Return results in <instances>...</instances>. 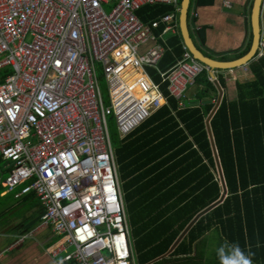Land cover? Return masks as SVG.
I'll return each instance as SVG.
<instances>
[{
    "label": "built area",
    "instance_id": "obj_1",
    "mask_svg": "<svg viewBox=\"0 0 264 264\" xmlns=\"http://www.w3.org/2000/svg\"><path fill=\"white\" fill-rule=\"evenodd\" d=\"M145 4L180 12V0H0V159L10 167L4 186L37 195L41 223L62 235L51 254L64 256L55 264H137L108 117L123 140L168 104L148 68L167 53L155 32L164 25V34H175L178 25L174 14L145 25L136 14ZM97 66L108 82V107ZM205 72L218 81L219 71L182 46L161 83L183 107L187 88Z\"/></svg>",
    "mask_w": 264,
    "mask_h": 264
},
{
    "label": "trees",
    "instance_id": "obj_2",
    "mask_svg": "<svg viewBox=\"0 0 264 264\" xmlns=\"http://www.w3.org/2000/svg\"><path fill=\"white\" fill-rule=\"evenodd\" d=\"M178 42L181 37L175 42L174 53H167L161 62L162 70L167 71L180 58ZM250 47L249 43L247 52ZM248 69L251 78L247 81L228 82L232 89L237 86L240 97L256 103L244 111L248 124L245 135L237 131L230 98H223L211 119L228 197L193 224L171 255L191 254L195 241L218 226L229 242H238L255 253L260 240L264 249V57L253 61ZM200 76L206 92L216 89L206 72ZM221 83L225 81L221 79ZM207 132L201 108L177 109L169 98L168 105L155 112L127 142L124 140L116 152L121 178L127 180L128 203L133 201L128 205L134 226L131 238L135 251L145 258L143 264L171 251L194 217L224 196ZM257 229L262 232L259 238Z\"/></svg>",
    "mask_w": 264,
    "mask_h": 264
},
{
    "label": "crops",
    "instance_id": "obj_3",
    "mask_svg": "<svg viewBox=\"0 0 264 264\" xmlns=\"http://www.w3.org/2000/svg\"><path fill=\"white\" fill-rule=\"evenodd\" d=\"M253 1L254 0H191L187 27L189 36L196 48L201 50L202 53H206L211 56V58L219 61L235 62L245 57L250 51L249 50L247 52L248 45L252 42L251 12ZM228 2L231 4V7H227L226 3ZM181 3L182 0H180V11ZM147 7H149V9L147 11L144 10ZM140 12L142 14H140ZM194 12L196 13V17H192ZM136 14L139 19L145 23V25H150V23L154 21H160L168 14H174L178 20L177 32L175 34H164V25H161L160 29L156 31L155 34L159 36V43L163 44L167 48V53H174V46L177 45L175 42L178 41L179 37H181V42H178V45L182 49L184 44L180 30V12H176L172 5L145 4L138 9ZM256 60L257 57L254 61ZM179 61L180 58L177 63ZM161 62L156 67L157 69L148 68V72L152 75L156 83L161 84V91L169 103V98L172 97L169 94L167 84L161 83L160 73L170 71L177 63L167 71H164L160 68ZM250 64L244 67L241 66L233 68L228 71L219 70L217 73V82L223 89L220 104V91L217 84L214 82L216 89L210 90V94L206 92L205 84L199 81L201 76L196 79L193 86L187 88L185 98L183 100V107H180L179 102L172 98L176 103L177 109L199 107L204 112L208 138L213 156L216 159L218 177L221 184L223 180L218 166L219 161L209 135L208 123L211 127V119L221 106L223 98H230V101L232 102L231 105H229V108L233 106L234 115L237 116V131L240 135H245V129L248 127V124L246 123L247 115H245L244 111L251 107L252 104L256 103L249 101L247 97H240L241 92L237 89V86L232 89L229 87L230 83L228 82L233 81L235 83H240L250 79L251 76L248 69ZM100 67L101 66H97L98 70ZM221 79L225 81L224 85H222ZM243 99L246 101L244 104L242 102ZM128 137L123 140L120 137L122 145L124 144V140L127 142ZM136 138L137 137L133 138L132 141ZM214 144L216 152L219 154L215 139ZM116 160L117 165L119 166L117 156ZM220 161L222 164L221 158ZM9 170L10 167L7 162L0 159V264H55L56 261L61 260L64 256V253H59V255L55 258L51 254L52 251L58 247L59 244H61L62 235L57 234L53 230L51 224L47 225L41 223L43 207L34 192L18 196L24 188L23 185L16 188L14 192H8L7 188L4 186V176L5 174L9 175ZM123 182L126 186L125 182H127V180L125 179ZM252 189L253 188L251 186L250 190ZM124 206L126 210V205L124 204ZM136 211L138 212L140 209ZM126 215L132 234L134 226H132L130 214H128L127 210ZM218 227H214V229L203 235L201 239L195 241L191 254L179 256L171 255L179 246L183 239L182 238L177 246L172 248L171 251L165 254V256L159 257L146 264H220L216 254V249L224 241H229V238L226 236L221 226ZM187 233L185 235H187ZM256 235L259 238L261 237L262 232L257 229ZM257 242V249L253 256L254 264H264V249L261 248V244L263 246V243H260V240H257ZM70 250L71 249L68 248V251ZM248 251L253 253L254 249L252 250V248H248ZM133 252L136 256L137 264H141V262L143 264L144 261L142 260L145 258L143 255L141 256V252L135 251L134 246Z\"/></svg>",
    "mask_w": 264,
    "mask_h": 264
},
{
    "label": "water",
    "instance_id": "obj_4",
    "mask_svg": "<svg viewBox=\"0 0 264 264\" xmlns=\"http://www.w3.org/2000/svg\"><path fill=\"white\" fill-rule=\"evenodd\" d=\"M191 0H182L181 3V11H180V30L181 35L183 38V44L189 52L192 54V56L201 63L205 64L206 66L210 67L211 70L214 71H228L233 68L237 67H244L253 62L257 57V52L260 45V40L263 33V12H264V0H254L253 1V7L251 12V35H252V42H251V48L248 54L241 58L238 61L235 62H226V61H219L216 59H213L211 57L206 56L204 53L201 52V50L197 49L194 45L193 41L191 40L189 33H188V27H187V19L189 14V8H190ZM217 84V87L220 91V97H219V104L222 99L223 95V89L221 88L220 84L218 82H215ZM210 119V118H209ZM208 129L210 133V138L213 143V147L215 149L216 156L218 157L219 161V170L221 173V178L223 180L225 192L222 199L203 211L202 213L197 214L194 219L190 222V224L184 229V231L181 233V235L176 240L173 248L177 246V244L181 241V239L184 237V235L189 231V229L193 226V224L196 223L197 220H199L203 215L208 214L210 211H212L214 208L222 204L226 198L228 197V187L225 180L224 170L220 161V157L218 152H216L214 139L211 131L210 124L208 123Z\"/></svg>",
    "mask_w": 264,
    "mask_h": 264
},
{
    "label": "rangeland",
    "instance_id": "obj_5",
    "mask_svg": "<svg viewBox=\"0 0 264 264\" xmlns=\"http://www.w3.org/2000/svg\"><path fill=\"white\" fill-rule=\"evenodd\" d=\"M111 9H112V6H106V12H109ZM263 26H264V21H263ZM98 76H99V85H100V89H101V93H102V97H103V102H104V105L108 107V106H110L109 86H108V82H107L106 76H105V74H104V72H103L101 67L98 70ZM136 94L139 95V96H142L143 92L140 89ZM108 128H109L112 148H113V151H114V153L116 155V152H117L118 148H120V146L122 144H121V141H120V133L118 131L117 123H116V120H115V118L113 116L108 117ZM119 172H120V166H118V175L120 176V184H121V189H122V192H123V198H124V202H125L124 204L126 205V210H127L128 214H129L130 210H129V206L128 205L131 202H133V201L131 200L128 203V198L126 196V193H127L126 191H128V189H127L128 186L124 185L123 179L121 178V172L120 173ZM4 177H5L4 178V180H5L8 177V174H5ZM222 185L224 186L223 182H222ZM134 207H136V204L134 205Z\"/></svg>",
    "mask_w": 264,
    "mask_h": 264
},
{
    "label": "clouds",
    "instance_id": "obj_6",
    "mask_svg": "<svg viewBox=\"0 0 264 264\" xmlns=\"http://www.w3.org/2000/svg\"><path fill=\"white\" fill-rule=\"evenodd\" d=\"M216 254L220 264H254V253L242 248L238 242L224 241Z\"/></svg>",
    "mask_w": 264,
    "mask_h": 264
},
{
    "label": "bare ground",
    "instance_id": "obj_7",
    "mask_svg": "<svg viewBox=\"0 0 264 264\" xmlns=\"http://www.w3.org/2000/svg\"><path fill=\"white\" fill-rule=\"evenodd\" d=\"M133 77V75L132 76H126L125 78H126V81H130L131 80V78ZM135 85V84H134ZM140 89L137 87V89L135 90L136 91V93L139 91ZM137 95V94H136ZM137 96H139V95H137ZM144 96V93L142 94V96H139V97H143Z\"/></svg>",
    "mask_w": 264,
    "mask_h": 264
}]
</instances>
